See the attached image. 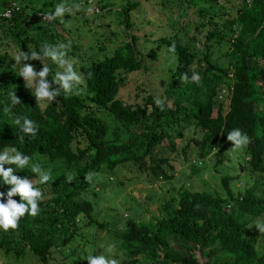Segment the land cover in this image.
<instances>
[{
    "label": "trees",
    "instance_id": "1",
    "mask_svg": "<svg viewBox=\"0 0 264 264\" xmlns=\"http://www.w3.org/2000/svg\"><path fill=\"white\" fill-rule=\"evenodd\" d=\"M134 1L114 13V4L103 1L100 7L104 12L99 18L109 16V25L118 22L123 29L84 41L86 32L78 35L79 26L64 28L70 19L76 20L73 14L51 22L44 19V14L60 3L81 6L88 0H0V46L4 45L0 53V151L15 147L30 156L32 163L41 158V165L50 167L53 177L46 184L36 185L43 193L39 214H26L16 230H0V256L11 264H51L55 255L62 257L61 264H74L67 262L77 249L74 242L82 239L83 246L90 243L80 231L91 226L102 231L109 228L108 223L96 220L99 212L94 201L100 189L89 192L92 184L84 179L89 173L98 175L104 166L136 167L132 170L135 174H144L137 178L141 176L142 183L152 185L158 179H173L170 173L176 171V162L181 164L180 158L177 160L180 154L193 176L198 173L197 163L211 156L215 158L214 167L223 163L225 153L233 146L227 134L238 128L253 141L244 151L248 159L245 170L264 174V0H251L250 5L246 0H143L166 16L157 21L161 23L157 26L167 31L147 47L130 32L133 24L129 12L139 6ZM168 9L178 18L169 21ZM84 18L86 24L88 18ZM201 34L203 41L199 39ZM119 35L128 40L122 39L116 47L107 46ZM225 36L229 40L225 41ZM69 42L66 59L82 76L81 90L61 94L54 102L37 103L34 89L26 87L11 56L21 51L38 52L44 43ZM173 42L175 60L168 52ZM198 42L202 50L196 49ZM221 42H228L225 55L213 58V50ZM87 51L94 59L89 64L79 56ZM162 56L168 60L158 64L156 81L148 77L144 84L134 82L131 92L126 87L130 75L138 73L141 80L143 70ZM222 57L226 64L218 62ZM23 63L37 71L43 64L55 65L48 58L43 64L38 60ZM56 72H50V83ZM185 73L187 82L182 79ZM193 73L199 74V83L191 81ZM230 82L233 92L229 102L221 101L227 96L221 91ZM13 91L21 103L12 106L8 114L3 109L10 106L8 93ZM158 97L164 102V110L155 104ZM101 113L111 114L117 131L123 134L110 138L109 124ZM16 117L33 120L39 129L37 135L19 141V129L13 124ZM192 158L197 161L190 162ZM14 174L34 177L30 168ZM68 175L76 178L69 183ZM231 180L227 176L218 178L225 198L204 191L170 189L155 223L133 217L124 221L119 232L107 230L106 236L108 233L111 241L118 243L123 256L131 258H123V264H138L140 258L145 264H200L196 251L206 259L205 264H264V253L257 243L264 246V234L254 226L264 222V181L260 185L256 181L234 195ZM125 185L126 181L118 180L116 187ZM8 190L10 186L0 181L5 203ZM13 199L19 202L20 198ZM119 219L115 218L112 227ZM87 256L77 255L75 264H88Z\"/></svg>",
    "mask_w": 264,
    "mask_h": 264
},
{
    "label": "rangeland",
    "instance_id": "2",
    "mask_svg": "<svg viewBox=\"0 0 264 264\" xmlns=\"http://www.w3.org/2000/svg\"><path fill=\"white\" fill-rule=\"evenodd\" d=\"M103 1L105 0H88V4L81 5L79 10H73V12L70 14H73L76 20L71 21L70 19V22L66 23L64 25V28L67 30H73L77 28V26H79V31L77 32L78 35L82 32H86L84 41L88 37H92L95 39L98 34L109 33L112 30H116L117 32L122 31L123 25L119 26L118 22H114L111 25L108 24V22H110L111 20V17L103 16L102 18H99L100 14L104 12V9H101L100 7V5L104 3ZM109 1L114 4L112 8L113 13L115 11L121 10V8L127 5V3L133 2V0ZM134 2H138L139 6L129 12V20L133 24L130 32L139 38V41L143 44L142 46L147 47L155 38L159 37V34H163L167 31L159 30L157 26L160 23H157V21H160L161 18H166V16H163L165 12L163 13V15L158 14L156 11H154L153 6L150 5L147 1L135 0ZM88 8L93 9L91 14L87 13ZM80 10L82 11L81 13L78 12ZM168 10L169 11L167 14L169 16V21L170 18L171 21L178 18L175 13H172V15L170 13V9ZM80 14H84V16L80 17ZM38 15L39 14H36V16ZM84 17L88 18V22L86 24L84 23ZM119 17L121 18L120 15ZM60 19L64 20V17ZM56 27L58 28V30H61L59 25ZM226 32L227 34H230L231 30H227ZM64 33L66 34V32ZM173 33L174 29L171 32V35ZM119 36L117 37V39H112L113 42H109L107 46L109 45L110 47H116L120 44V41L122 39L128 40V38L123 37L122 35L120 37ZM178 36H180V34ZM199 39L203 41L202 34L199 35ZM224 39L225 41L226 39L229 40V37L225 36ZM195 46L197 50L203 49L201 42L196 43ZM227 46L228 42H221L216 45V50H213V58H216L220 55L224 56L225 54L223 55V53H225ZM3 47L4 45L0 46V53L4 52ZM88 52L89 51L84 54H79V56L88 60L87 64H89L91 61H94V59L90 58L89 54L91 52ZM16 55L18 54L12 55L11 60L13 61L14 65L19 68L14 60V57ZM198 56L200 57V53L198 54ZM94 57L96 59L99 58L96 56ZM166 60H168V58L162 56L160 58V61L151 63L149 68L146 67L147 69L143 70L141 80H138L140 74H131L129 77V84L126 85V87H130L131 92H133L132 86L134 82L138 84H144L148 77L156 81V78L159 77L160 74V71L158 70V64ZM224 60V57H222L218 62L226 64ZM79 64L80 61H78V65ZM151 67H153L154 70H151ZM50 68L57 71L63 70L57 65L50 66ZM100 116H102V118H105L109 124L110 138H114L115 134H123L120 129H118L117 131V124L113 121V117L111 114L101 113ZM245 149L246 145L242 148L228 150L225 153L226 158L223 160V163L216 167H214L215 158L213 156L206 159L205 161L197 163L196 167L198 168V173L193 176L188 170L189 163H186L187 160L182 161V156L178 154L177 160H179L180 158L179 163H181V166L176 162V165H178L175 169L176 171L170 173L173 179L170 181H162L158 179L152 185L144 184L141 182V176H143L144 174L140 173L139 171L138 174H141V176H139V179L137 178L138 174H135V172L132 171L134 169L136 170V167H133L131 170L129 169L131 167L127 166V164H125L124 166H117L113 169H109L104 166L100 170V173L98 175L92 177V180L90 181V184L92 185L89 187L88 191L92 192L100 189L99 191L97 190L94 201L96 211L99 212V215L96 216V220L98 223H108L109 228H106L104 231L96 228L95 226H91L90 228H83L80 233L85 238V241H89L90 243H88V245L86 246H83L82 239L75 241L74 245L77 249L75 251V254L68 258L67 262L75 264L77 262V255L82 256L83 253H86L87 255H91L92 253H94L95 255L103 254L109 260L116 259L119 264H123L124 259L128 261L131 260V258L122 255V253L118 249V243H113L108 233L106 236V231L112 229L115 232H119L124 225V221L133 217L141 222H146L148 224L155 223V218H159L161 214V204L164 202V200H167L170 189H174L176 191L183 188L191 192L204 191L210 193L211 195L225 198L226 196L223 187L218 185V178L227 176L232 179L229 186L231 188V192L234 195L237 193H243L245 189L251 188L255 185L256 181H258V185H260L261 181H264L263 172L262 174H252L251 172L248 173V171L245 170L246 162L248 160L244 153ZM37 159L38 158H35L33 163H39L41 165V158H39V162L36 161ZM191 161L194 163V161H197V159L192 158L190 162ZM186 164H188V167L186 166ZM41 167L45 170L50 169V167H43L42 165ZM37 178L38 177L34 174V177L32 179L30 178L29 180H36ZM118 180L126 181L125 187L117 188L116 186ZM262 187L263 186H259L260 189ZM116 217L120 218L119 222L112 227V224L114 223ZM257 243L258 250L264 253V246L259 245L260 241H258ZM195 254L198 262L200 264H205L206 259L202 258L197 251L195 252ZM140 257H142V255H140ZM138 260V264H145L146 262L143 258H140ZM61 263L62 257L55 255L54 261H52L51 264ZM0 264L11 263L9 260H6L2 256H0Z\"/></svg>",
    "mask_w": 264,
    "mask_h": 264
},
{
    "label": "clouds",
    "instance_id": "3",
    "mask_svg": "<svg viewBox=\"0 0 264 264\" xmlns=\"http://www.w3.org/2000/svg\"><path fill=\"white\" fill-rule=\"evenodd\" d=\"M247 5H250L251 0H246ZM79 4L68 5L66 3H60L55 6L54 11H49L44 14V19L51 22L57 18H63L65 14H70L73 10H79ZM92 8L87 9V13L91 14ZM71 48V43H57L55 45H49L44 43L40 50L32 51L31 53L21 51L14 57L16 65L19 66V76L26 82V87L33 90L37 103L41 102H54L61 94L70 95L74 90L79 92L81 89L79 86L83 83L82 76L78 74L73 67V64L69 62L67 53ZM168 52L172 55L173 60L176 58V45L173 42L168 47ZM45 58L51 59V61L63 69V71H57L55 76H52V82L48 80V76L52 69L43 64ZM29 60H38L43 64L42 70L37 71L33 65L29 63H23ZM91 77V73H89ZM231 78L232 75L230 74ZM184 81H188L189 77L185 73L182 77ZM192 82L199 83L200 76L198 73H193L191 77ZM57 85L58 87H54ZM233 92L232 82L228 86H225L221 93L223 96L221 101L229 99ZM10 97V106H5L3 111L11 114V107L21 103L17 97L15 91L8 93ZM155 104L161 110H164V102L158 97L155 99ZM13 124L19 129L18 140L23 142L25 137L34 138L39 129L36 123L27 117H16L13 120ZM227 141L232 143V147L229 150L242 148L245 145L250 144V139L247 134L242 133L240 129H233L227 134ZM5 165H13L15 167H5ZM30 167V170L38 178L36 180H29L27 178H21L14 174L16 170H23ZM93 173L87 174L84 179L88 182L92 180ZM51 170H45L39 163H32L31 157L23 154L17 148L11 147L5 148L0 151V181L3 184L10 186V190L6 193V203L3 202L5 193L0 192V230L7 233L10 229L16 230L19 226V221L26 214L31 217H36L39 212V202L43 198V193L36 187L37 184H46L52 180ZM76 177L74 175H68L66 177L67 182L71 183ZM19 196V202L13 197ZM254 226L259 230V233L264 234V222H256ZM88 264H119L116 259L109 260L105 255H89L85 258Z\"/></svg>",
    "mask_w": 264,
    "mask_h": 264
},
{
    "label": "water",
    "instance_id": "4",
    "mask_svg": "<svg viewBox=\"0 0 264 264\" xmlns=\"http://www.w3.org/2000/svg\"><path fill=\"white\" fill-rule=\"evenodd\" d=\"M250 143H253V141H251Z\"/></svg>",
    "mask_w": 264,
    "mask_h": 264
},
{
    "label": "built area",
    "instance_id": "5",
    "mask_svg": "<svg viewBox=\"0 0 264 264\" xmlns=\"http://www.w3.org/2000/svg\"><path fill=\"white\" fill-rule=\"evenodd\" d=\"M249 2H250V0H249Z\"/></svg>",
    "mask_w": 264,
    "mask_h": 264
}]
</instances>
